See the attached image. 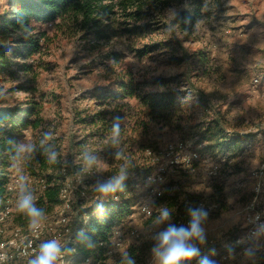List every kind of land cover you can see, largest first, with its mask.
Listing matches in <instances>:
<instances>
[{"label": "rangeland", "instance_id": "1", "mask_svg": "<svg viewBox=\"0 0 264 264\" xmlns=\"http://www.w3.org/2000/svg\"><path fill=\"white\" fill-rule=\"evenodd\" d=\"M186 1L155 13L152 20L157 23L146 35H122L108 41L107 46L120 53V64L113 70L107 69L109 61L103 62L106 50L101 47L100 52L92 50V45L85 41L54 36L46 25L34 24L33 33L47 31V35L53 36L38 53L27 59L15 58V61L24 59L25 63L32 64L27 75L17 72L14 77L0 76V107L24 106L28 101L39 103L45 120L43 129L51 137L60 138L65 154L69 144L81 139L91 144L96 140L94 130L78 124V118L84 116L82 110H88L90 114L98 105L90 92L108 84L123 67L131 68L135 79L144 82L142 89L146 91L175 92L178 98L172 120L167 122L168 125H149L146 137L149 147L144 156L147 157L146 150H162L177 141L196 149L199 157L192 167L178 171L164 168L159 186L163 191L167 188L170 194L180 193V199L194 197L216 204L214 210H198L203 243L199 240L192 243L199 248V256L207 257L215 264H261L264 263V237L253 240L244 237V208L253 198L254 181L249 177V171L264 158V0L206 3L204 12L208 14L204 19L190 25L188 31L180 32L177 26L169 24V20L180 10L189 8ZM121 19L117 15L119 24ZM164 41H171L172 48L160 47L137 57L136 50L142 46ZM175 41L177 44H173ZM173 57L182 58L180 62H173ZM256 76L259 81L252 85ZM104 107H107L106 101L101 105ZM212 120L220 124L224 139L248 135L242 142L241 152L235 156L229 155L227 149L200 152L204 145L198 143V131ZM34 135L29 128L17 135L21 151H27L21 149L22 145L34 143ZM104 155L101 149L97 150L95 171L98 175L108 176ZM211 164L219 167L215 176L207 175L206 168ZM147 165L151 167L150 160ZM144 176L133 178L124 194L133 205L130 208L132 216L125 218L119 231L121 246L101 262L78 258L76 264H127L124 257L130 246L143 244L145 247L136 248L138 259L133 261L134 264H157L152 249L169 219L162 220L161 214H157L160 207L156 197L147 193ZM14 177L26 188L32 185L18 164L10 174V179ZM19 188L11 199L7 235L14 226L12 214L17 211ZM143 202L149 205L151 217L139 212ZM176 210L174 207L173 214ZM53 214V217L58 214L57 208ZM53 217H44L42 221L47 225V233L58 226ZM22 229L29 231V223ZM133 229L136 233L131 234ZM237 239L241 242L237 243ZM62 252L65 257L70 255L65 249ZM199 256L182 264H200Z\"/></svg>", "mask_w": 264, "mask_h": 264}, {"label": "trees", "instance_id": "2", "mask_svg": "<svg viewBox=\"0 0 264 264\" xmlns=\"http://www.w3.org/2000/svg\"><path fill=\"white\" fill-rule=\"evenodd\" d=\"M209 2L219 1L187 0L189 8L176 13L169 24L177 26L180 32L188 31L190 25L208 14L204 8ZM181 3L183 0H0V76L6 74L14 77L17 72L27 75L32 64L23 60L38 53L53 35L85 41L92 45V50L98 49L99 52L101 47L106 50L102 56L103 62L109 61L107 69L113 70L120 64V53L108 47V41L122 35H146L150 27L157 23L152 20L155 13ZM117 15L122 18L120 24ZM39 23L51 29L53 35H47V31L33 33L34 24ZM164 42L142 46L136 50L137 57H143L160 47L172 48L171 41ZM15 58L24 59L15 61ZM181 58L173 57L172 61L180 62ZM144 85V82L135 79L131 68L125 66L108 84L94 88L90 96L98 105L90 114L88 110H82L84 116L78 118V124L92 128L97 138L91 144L82 139L69 144L65 154L60 138L51 137L43 129L45 120L39 103L28 101L24 106L0 107V206L13 196L6 185L17 164L31 180L32 185L26 189L35 192L34 201L37 207L44 210L47 218H52L55 208L63 204L60 190L69 183L70 207L66 214L70 232L63 250H67L68 254L76 252L81 260L89 257L94 263L103 261L117 225L130 214L132 201L124 197L129 184L133 178L155 169L151 158L144 156L145 149L149 147L146 139L149 125H168L175 111L178 94L173 91H146L142 89ZM105 101L107 107L101 108ZM116 124L120 129L118 135L113 131ZM219 125L212 120L198 131V143L204 145L200 152L227 149L229 155H237L242 151V142L248 135H233L224 139ZM28 128L35 134V141L31 151L23 152L16 137ZM99 149L105 154L108 176L98 175L95 171V155ZM52 153H55L54 160L50 159ZM89 157L93 158L92 164L87 163ZM149 160L151 167L147 165ZM84 169L85 173H82ZM121 176L123 179H120L114 192L105 195L96 190L99 184ZM166 189L160 196H155L160 207L157 214L166 208L169 220L177 217L188 219L191 218L190 210H202L200 204L203 201L194 197L180 199V193L170 194ZM112 194H119V201H113ZM174 207L177 210L173 214ZM84 216H88V219L84 220ZM57 217L58 214L53 217L54 223ZM12 223L22 228L29 221L17 209L12 214ZM137 247L145 245L130 246L124 260H137ZM202 258L201 255L197 260Z\"/></svg>", "mask_w": 264, "mask_h": 264}, {"label": "built area", "instance_id": "3", "mask_svg": "<svg viewBox=\"0 0 264 264\" xmlns=\"http://www.w3.org/2000/svg\"><path fill=\"white\" fill-rule=\"evenodd\" d=\"M258 77L252 79V85L258 83ZM147 156L155 163V169L144 176V186L146 187L147 193L152 196H160L163 189L159 186V183L163 180L164 168H168L171 171L190 169L193 163L198 159L199 153L196 149H190L182 141L170 143L162 150L150 151L146 150ZM219 167L217 165H209L206 168L208 176H215L218 173ZM85 173V169L82 171ZM249 177L254 181L252 193L253 198L244 208V237L253 240L259 237H264V208L262 207V201L264 199V158L258 165L249 171ZM20 186L18 178L14 177L9 179L6 189L10 193L17 191ZM35 197L31 189H29ZM70 192L71 185L67 183L60 190V197L62 198L63 204L58 207V217L55 223L58 225L57 228L46 232L47 225L41 222V226L37 231L29 229L24 231L21 227L13 226L8 232V224L11 216V197L0 206V264H29V261L39 252V246L43 241L56 240L60 243L63 248L66 236L69 234V217L67 211L70 207ZM112 199H118V194H112ZM200 207L206 211L216 209L215 203L202 202ZM139 212L145 216H150L151 211L149 205L142 203L139 206ZM88 216H84V220H87ZM191 218L185 219L177 217L174 220H169L165 225L164 230L169 226H175L177 228L184 227L189 228ZM120 228L116 229L112 238H110L111 244L107 248L105 255L110 256L116 249L122 244V237L119 235ZM131 234L136 233L133 229ZM237 243L241 242V239L236 240ZM102 245V243H99ZM252 249H258L260 247H251ZM63 250V249H62ZM62 252L59 258V264H76L78 256L76 252H72L69 256L65 257ZM83 261H89V257L83 259Z\"/></svg>", "mask_w": 264, "mask_h": 264}, {"label": "clouds", "instance_id": "4", "mask_svg": "<svg viewBox=\"0 0 264 264\" xmlns=\"http://www.w3.org/2000/svg\"><path fill=\"white\" fill-rule=\"evenodd\" d=\"M113 131L117 135L119 134L118 124L114 125ZM21 149L31 151L32 147L22 145ZM50 159H55V153L51 154ZM87 163L92 164L93 158H87ZM120 179L123 177L99 184L96 190L105 195L114 192L119 186ZM19 193L17 209L28 218L29 228L37 231L45 217V212L37 207L33 194L26 189L25 184L21 183ZM189 214L191 216L189 228L169 226L156 237L157 243L152 252L157 264H182V262L190 261L200 255L199 248L192 241L199 240L203 243V230L199 226L201 213L198 210H190ZM168 218L169 212L165 208L161 212V219L167 220ZM62 251L58 241H46L40 244L39 252L29 261V264H57ZM127 264H134V262L129 259ZM200 264H215V262L204 257L200 260Z\"/></svg>", "mask_w": 264, "mask_h": 264}, {"label": "crops", "instance_id": "5", "mask_svg": "<svg viewBox=\"0 0 264 264\" xmlns=\"http://www.w3.org/2000/svg\"><path fill=\"white\" fill-rule=\"evenodd\" d=\"M128 216H129V217H131V216H132V214H129ZM124 220H125V219H124ZM124 220H123V221H122V222L119 224V226H120V227H117L116 229H118V228H120V229H121V225H122V223L124 222Z\"/></svg>", "mask_w": 264, "mask_h": 264}]
</instances>
